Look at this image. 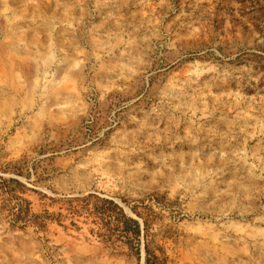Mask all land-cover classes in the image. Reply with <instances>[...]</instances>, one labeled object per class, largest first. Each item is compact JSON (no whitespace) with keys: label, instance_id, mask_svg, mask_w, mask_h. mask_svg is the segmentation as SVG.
<instances>
[{"label":"rangeland","instance_id":"obj_1","mask_svg":"<svg viewBox=\"0 0 264 264\" xmlns=\"http://www.w3.org/2000/svg\"><path fill=\"white\" fill-rule=\"evenodd\" d=\"M0 176L151 205L168 264H264V0H0ZM2 198L0 264H144Z\"/></svg>","mask_w":264,"mask_h":264},{"label":"trees","instance_id":"obj_2","mask_svg":"<svg viewBox=\"0 0 264 264\" xmlns=\"http://www.w3.org/2000/svg\"><path fill=\"white\" fill-rule=\"evenodd\" d=\"M0 179V191L3 195L1 210H7V218L13 227L26 228L31 225L37 231H43L49 220L62 222L63 217H69L75 222L76 219L84 217L87 221L92 219L96 225L91 232L115 250L126 247L129 255L139 261L144 259V264H168L165 251L156 247L151 237V216L155 214L151 205L142 201V204L130 205L129 212L114 198L90 192L59 199L62 202L61 208L67 210L66 214L62 211L51 213L47 209L35 213L30 203L17 195L12 186L14 183L23 185L18 178L5 179L0 176Z\"/></svg>","mask_w":264,"mask_h":264}]
</instances>
